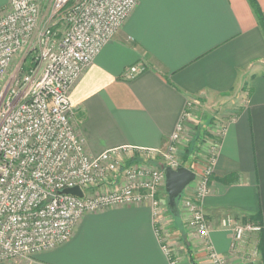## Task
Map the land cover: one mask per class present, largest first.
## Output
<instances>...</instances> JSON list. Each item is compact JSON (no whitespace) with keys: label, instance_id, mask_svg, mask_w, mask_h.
Wrapping results in <instances>:
<instances>
[{"label":"crops","instance_id":"0c3cea01","mask_svg":"<svg viewBox=\"0 0 264 264\" xmlns=\"http://www.w3.org/2000/svg\"><path fill=\"white\" fill-rule=\"evenodd\" d=\"M137 1L71 91L87 150L164 149L189 102L201 115L199 132L212 138L211 122L221 120L226 133L203 204L210 241L230 264H264V231L249 235L233 254L231 234L222 227L232 216L264 229V32L258 17L248 0ZM256 2L264 16V0ZM8 5L0 0V13ZM141 65L143 73L126 78ZM188 220L181 205L159 223L148 206L110 208L85 215L56 250L7 264H172L164 247L176 264H210Z\"/></svg>","mask_w":264,"mask_h":264},{"label":"built area","instance_id":"2783aa9c","mask_svg":"<svg viewBox=\"0 0 264 264\" xmlns=\"http://www.w3.org/2000/svg\"><path fill=\"white\" fill-rule=\"evenodd\" d=\"M137 6V0H52L43 13L39 0H9L0 13V264L56 250L72 239L87 214L148 206L159 223L169 209L160 197L168 196L166 170L184 167L178 150L193 132L196 105L188 103L164 149L124 147L92 155L70 99ZM145 70L134 66L126 78ZM218 122L213 127L216 134L220 125L219 139L209 146L205 162H196L191 192L178 205L189 215L210 264H230L210 241L203 207L226 133ZM74 188L82 191L81 198L62 194ZM222 227L231 234L233 254L249 235L264 231L232 216ZM164 251L176 264L171 250Z\"/></svg>","mask_w":264,"mask_h":264},{"label":"rangeland","instance_id":"374dc122","mask_svg":"<svg viewBox=\"0 0 264 264\" xmlns=\"http://www.w3.org/2000/svg\"><path fill=\"white\" fill-rule=\"evenodd\" d=\"M39 1H40V4H41V8H42L43 13H46V11H47L48 7L50 6V3L52 2V0H39ZM30 63H31V58L28 60V64L29 65H30ZM16 65L17 64H15V66ZM215 121L217 122V120H215ZM215 121L212 120L211 124L212 125L215 124L214 123ZM194 122H195V124L191 125L192 126L191 129H192L193 132L191 134L186 135L183 143L180 144V146H179L178 158L180 159L181 164H183V165L186 163V158H187L188 154L191 155L192 160H190L191 163L188 162L187 165L188 164H191V165L196 164V160H199V161L202 160V163L205 162V158H206L207 154H205V152L204 153L201 152V143H200V141H203L202 138H204L203 137V135H204L203 132H205L206 136L209 138V139L204 140V141L207 142L206 145L208 146V148H209V146L211 144L216 142V139H219L218 138V136H219L218 131H219V127H220L219 124L217 125V127H218L217 133L216 134L214 133V136L211 138L210 136H208L209 133L206 130L203 131L202 133H199L201 123L203 122L202 118H201V115L200 116L195 115ZM220 122H222V121L220 120L218 123H220ZM207 146H206V148H207ZM191 149H192V151H190ZM206 153H208V152H206ZM165 196H166V194H165ZM160 197H163L162 194L160 195ZM166 197L168 198V196H166ZM205 253H206V256H207V252H205Z\"/></svg>","mask_w":264,"mask_h":264},{"label":"water","instance_id":"95a60500","mask_svg":"<svg viewBox=\"0 0 264 264\" xmlns=\"http://www.w3.org/2000/svg\"><path fill=\"white\" fill-rule=\"evenodd\" d=\"M166 176L168 207L172 213H176L180 199L182 198L186 189L195 182L196 174L192 170L183 167L178 171L167 169ZM62 194L72 195L80 198L83 196V193L79 188L67 189L63 191Z\"/></svg>","mask_w":264,"mask_h":264},{"label":"trees","instance_id":"16d2710c","mask_svg":"<svg viewBox=\"0 0 264 264\" xmlns=\"http://www.w3.org/2000/svg\"><path fill=\"white\" fill-rule=\"evenodd\" d=\"M248 1H249L250 5L252 6L254 12L256 13V16L258 17L260 26L262 27L263 32H264V16H263V14H262V12L260 10V7L258 6V3L256 2V0H248ZM190 151H192V149ZM190 157H191V155L188 154L187 158H186V163L184 164V167L192 170V168L189 165H187V163L189 162Z\"/></svg>","mask_w":264,"mask_h":264}]
</instances>
